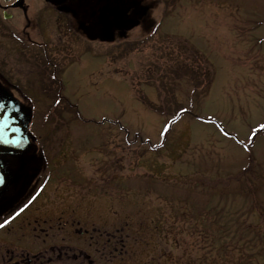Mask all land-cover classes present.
Wrapping results in <instances>:
<instances>
[{"label":"rangeland","instance_id":"obj_1","mask_svg":"<svg viewBox=\"0 0 264 264\" xmlns=\"http://www.w3.org/2000/svg\"><path fill=\"white\" fill-rule=\"evenodd\" d=\"M79 6L66 23L47 14L44 27L27 31V43L39 45L24 56L12 60L0 51V89L29 118L24 178L9 197L53 198L47 203L57 206L48 213L57 216L80 205L88 234L120 241L113 257L93 251L100 264H237L227 260L232 256L241 263L228 255L231 232L212 226L211 247L201 237V220L192 219L185 184L200 180L213 187L204 195L198 184L192 196L202 203L198 208L212 206L214 217L234 227L249 224V236L257 228L260 256L251 260L264 264V205L214 195L217 173L228 186L226 179L247 167L245 146L254 138L264 167V0H85ZM192 70L214 75L209 92L162 146L163 121L139 96L158 106L185 105L193 89H203V78L175 74ZM122 128L129 141L138 132L149 145L138 139L125 146ZM8 159L12 172L21 159ZM259 189L264 202V180ZM28 213L23 206L16 215ZM39 235L0 231L13 254L2 252L4 264L38 255L34 264L71 261Z\"/></svg>","mask_w":264,"mask_h":264},{"label":"flooded vegetation","instance_id":"obj_2","mask_svg":"<svg viewBox=\"0 0 264 264\" xmlns=\"http://www.w3.org/2000/svg\"><path fill=\"white\" fill-rule=\"evenodd\" d=\"M84 1L85 0H0L1 53L15 60L24 56L25 51H32L31 46L38 48L36 46L39 44H30L25 40V35L28 34L27 31L32 28L38 30L39 25L40 27H44L46 24L44 17L47 14L59 16L66 23L69 14L76 11L77 8L80 7L79 5ZM39 49H41V47ZM34 56H37L35 59L38 61V55L34 54ZM0 96L9 98L2 89H0ZM9 100L16 106L20 115L24 118V112L19 104L17 105L13 100ZM10 156L13 155H0V164L4 168L5 174L9 179L6 188L0 192V231L8 235L15 232L24 237H32L33 239L40 237L39 232L43 234L42 236L50 237L52 245H54L52 251L54 248H61V250L59 249L60 258L62 255H66L67 258L71 260L65 264H76L77 260H79V264H100V262H96L95 259H93L96 253H100L104 256L109 252L108 254L113 257V254L119 250L117 244L120 245V241L115 240V237H113L114 240L108 239L104 242L100 235L99 237L101 240L99 237L97 238L98 235H94L95 232L94 234H88V231L85 230L83 211L80 205H74V208L68 207L62 214L57 216L48 213H53L56 208L54 206H57L47 203L54 201L55 199L53 198L38 199L36 194V196L32 198H27L24 194L22 196L19 194L18 197H13L12 195L9 197L8 193L11 189L13 187H15V189L18 188L19 182L24 178L21 174V170H23L24 167V159H22L23 154L16 156L18 159L20 158L21 161L16 169H12V172L9 169V167H12L9 165L8 161V157ZM40 177L39 182L41 181ZM23 206H26L29 213L28 215L18 217L16 213H18ZM57 243H60V247ZM3 251L13 255L11 251L8 250L7 244L2 245L0 242V264L8 262L2 257ZM93 251L96 253H93ZM39 256L41 255L33 256L32 258L38 259ZM33 259H28L27 262H23L21 259L20 261H13L17 260L13 257L8 264H34ZM110 262L113 263L114 259ZM47 264L64 263L59 261L56 262L51 259Z\"/></svg>","mask_w":264,"mask_h":264},{"label":"trees","instance_id":"obj_3","mask_svg":"<svg viewBox=\"0 0 264 264\" xmlns=\"http://www.w3.org/2000/svg\"><path fill=\"white\" fill-rule=\"evenodd\" d=\"M185 69H189L187 66H181ZM55 71V70H54ZM57 74V73H56ZM53 73L54 75V79H56L58 76ZM175 74V73H174ZM56 75V76H55ZM178 77H188L191 78L192 80L194 78H198V76H202L203 80H201L199 82L200 86H203V89H193L192 94L191 92L187 95V103L184 105L181 103H175L174 105H169L168 102H166V104H163L161 106H158L156 104H153L152 102H150V100L147 98V96L145 95H140L139 99L140 101L144 104V106H146L148 109L152 110L153 112H155L156 114H158L162 121H163V130H162V146H164L165 144L168 145L170 139L172 138L173 135V131L175 129V126L177 125V123L180 122V120H182L186 115H191L192 114V110H194L197 106H200L204 100V98L207 96L209 90L205 89L206 86H210V83L212 82V78L214 77V75H212L211 77V72L210 70L208 71H197L194 73V70H192L191 72L189 71H184L181 74H175ZM40 77L44 78L43 76L40 75ZM211 77V80H210ZM192 90V89H191ZM161 96V95H160ZM170 103V102H169ZM195 114H193L194 116ZM191 118V117H190ZM93 122V121H92ZM118 125V124H116ZM121 126H119L120 128ZM121 131H126V135H125V140H123L124 145L125 146H129L133 147L135 142H139L138 139L140 140V144L142 146H148L149 142L144 140L143 137H141V135L137 132L136 135L134 134V136H138L139 138L136 140V138L131 139L130 141L128 140V135L129 132L126 129H120ZM130 136V135H129ZM257 141V138H254L252 141H250V143L248 145H246V152L248 153L247 155V160H248V165L247 167L243 168L239 174L237 179L234 180L233 179H226L225 184L228 183V186L224 185L222 186V177L220 173H217L216 176L217 178H214L216 181V185L214 186V195L216 196V194L220 195L221 198H226L228 197V199H236L237 196H243L245 198L246 201H250V198L252 200H256V202L259 204V206H263L264 202L261 201L258 198V194L260 193V189L259 187L261 186V181L264 180L263 178V173H264V167H263V163L257 161L256 156L254 154V143ZM128 144V145H127ZM219 168V167H217ZM213 169V168H212ZM214 171V170H213ZM220 172V171H218ZM214 174V172H213ZM213 179V178H212ZM213 179V180H214ZM197 180H194L193 184H185L187 190V203L190 207H195V213H192V219H194V221H198L201 220V222L203 223L200 226V231H202V235L201 237H203L204 239L209 240V246L212 247V243L214 240L215 241V236L211 235L208 231L212 232V226H214L213 228L216 227V230L218 231L217 233L221 234L224 230L226 232H231L232 235L230 236L228 233V255H233V254H237L239 255V257H241V263H240V259H235L233 258V256L230 259H227L229 262H234L237 261V264H253L251 259H255L256 255L258 254L260 256V252L258 250V246H257V241L258 239H260V233H257V228L254 227V231L252 235H247L246 232L249 233L250 229L253 228L252 226L248 225H244V228H242L241 226H237L234 227L233 224H231V222H225V221H221V219L214 217V213H213V207L212 206H206L203 207L201 209H199L198 207H200V205L202 204L199 201H193L192 196L196 193V189L198 187V184L202 185L201 190L203 189L202 193H209V189H212V187H210V184L207 186L205 185L202 181L199 180V182ZM244 191V192H243ZM190 197V199H189ZM192 199V200H191ZM226 200V199H225ZM199 210H197V209ZM189 213V210L187 211ZM250 210L246 211V214L249 215ZM230 214V211H228V215ZM214 223V224H212ZM206 225V226H205ZM227 228V229H225ZM242 229H245V232L242 231ZM242 231V232H241ZM225 232V233H226ZM208 233V234H207ZM219 240V238H218ZM220 246L226 247L225 244H220V242H218ZM260 245V243H258ZM214 245V243H213ZM215 253H217L215 251ZM227 258V257H226ZM257 260V259H255ZM216 261V259L214 258V262ZM184 264V263H183ZM189 264H194L192 262L189 261Z\"/></svg>","mask_w":264,"mask_h":264},{"label":"water","instance_id":"obj_4","mask_svg":"<svg viewBox=\"0 0 264 264\" xmlns=\"http://www.w3.org/2000/svg\"><path fill=\"white\" fill-rule=\"evenodd\" d=\"M0 105H3L4 108L2 111H6L14 117V120L9 121V129H6V132L10 140L18 141V143H9V144H0V155L2 154H13L19 155L29 147L30 142L28 138V128L27 125L29 120H23L19 115L16 108L7 100L5 97L0 96ZM13 129H18V131H13ZM9 179L7 178L5 172L0 166V192L6 188Z\"/></svg>","mask_w":264,"mask_h":264},{"label":"snow or ice","instance_id":"obj_5","mask_svg":"<svg viewBox=\"0 0 264 264\" xmlns=\"http://www.w3.org/2000/svg\"><path fill=\"white\" fill-rule=\"evenodd\" d=\"M3 108L4 106L0 105V144L18 143V141L10 140L6 132V129H9L10 127V119L14 120L15 118L11 117V115L6 111H2ZM261 127H264V125ZM13 131H18V129H13Z\"/></svg>","mask_w":264,"mask_h":264},{"label":"bare ground","instance_id":"obj_6","mask_svg":"<svg viewBox=\"0 0 264 264\" xmlns=\"http://www.w3.org/2000/svg\"><path fill=\"white\" fill-rule=\"evenodd\" d=\"M171 4H172V3H171ZM27 149H28V148H26V149L23 151L22 154H24V153L26 152ZM7 155H13V154H7ZM19 155H21V154H19ZM13 156H18V155H13ZM0 166H1V168L3 169V171L5 172V170H4V168L2 167L1 164H0Z\"/></svg>","mask_w":264,"mask_h":264}]
</instances>
